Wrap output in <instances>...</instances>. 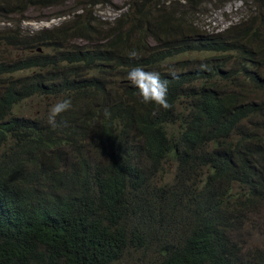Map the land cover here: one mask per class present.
<instances>
[{"label": "trees", "instance_id": "1", "mask_svg": "<svg viewBox=\"0 0 264 264\" xmlns=\"http://www.w3.org/2000/svg\"><path fill=\"white\" fill-rule=\"evenodd\" d=\"M69 1L0 0V264H264V0L217 32L200 16L230 0H129L112 25L114 0ZM53 6L70 18L24 31Z\"/></svg>", "mask_w": 264, "mask_h": 264}, {"label": "rangeland", "instance_id": "2", "mask_svg": "<svg viewBox=\"0 0 264 264\" xmlns=\"http://www.w3.org/2000/svg\"><path fill=\"white\" fill-rule=\"evenodd\" d=\"M129 0H114L113 6H98L96 8V15L99 19L107 22L108 24H113V22L120 16L122 12L126 11V5ZM74 1L70 0L66 3L64 9L69 10L74 7ZM63 9L61 6L47 7L44 9L29 8L26 13L25 18L22 19V26L25 32L28 34L35 35L38 31L42 29L52 28L53 26H59L63 21L70 18L69 15L55 18L60 10ZM245 15V9L243 2L239 0H230L222 5L209 4L202 12L199 20V25L207 31H223L226 27L231 25L233 22L240 20ZM15 19L18 15L14 16ZM116 18V19H115ZM1 26H9L6 18H2ZM78 44L83 43V41L78 40ZM40 50V49H38ZM51 100H55L51 97ZM45 105H36L37 110H43ZM49 108V106H46ZM174 166L169 167V172L174 173ZM172 176L168 175V178ZM260 213L259 218L264 222V205L258 208ZM249 246L257 245L263 246L262 240L253 238L252 240H247Z\"/></svg>", "mask_w": 264, "mask_h": 264}, {"label": "clouds", "instance_id": "3", "mask_svg": "<svg viewBox=\"0 0 264 264\" xmlns=\"http://www.w3.org/2000/svg\"><path fill=\"white\" fill-rule=\"evenodd\" d=\"M240 20L233 22L225 29L229 28L230 26L234 25ZM209 32H217V31H209ZM38 51H41V49ZM129 55L130 58L132 59L138 58V53L135 50L131 51ZM127 79L132 85H134L138 89L139 94L142 97L144 103H155L157 105H160L164 109H170L172 107L171 103L168 100L169 82L166 79H163L159 72L148 71L142 65H136L128 72ZM71 108H72L71 99H64L55 103L49 110L48 124L53 129L58 127L57 117L60 116L62 113L70 110ZM105 115H110L107 109H105Z\"/></svg>", "mask_w": 264, "mask_h": 264}]
</instances>
